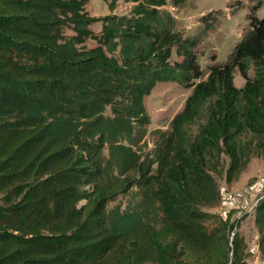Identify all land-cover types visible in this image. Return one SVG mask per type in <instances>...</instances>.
I'll return each mask as SVG.
<instances>
[{
	"label": "trees",
	"instance_id": "1",
	"mask_svg": "<svg viewBox=\"0 0 264 264\" xmlns=\"http://www.w3.org/2000/svg\"><path fill=\"white\" fill-rule=\"evenodd\" d=\"M123 1L97 35L90 0H0V264H249L240 222L210 210L216 178L264 156L263 1L205 70L165 9L188 0ZM159 82L191 89L167 131L149 130ZM253 211L264 259V195Z\"/></svg>",
	"mask_w": 264,
	"mask_h": 264
},
{
	"label": "rangeland",
	"instance_id": "2",
	"mask_svg": "<svg viewBox=\"0 0 264 264\" xmlns=\"http://www.w3.org/2000/svg\"><path fill=\"white\" fill-rule=\"evenodd\" d=\"M262 7L253 15L264 18V0ZM112 0H90L86 5L87 12L98 21L90 29L94 34H100L103 23L100 19L110 15H129L133 3L119 0L112 9ZM257 0H188L185 7L179 9L169 3L165 9L170 11L176 19L177 30L185 36L201 35L203 42L199 47V62L202 69H207L214 63L227 62L235 45L251 30L249 15ZM203 20V17H206ZM65 33L72 35L69 29ZM87 45H96L94 40H87ZM26 60V58H23ZM174 59H178L176 56ZM215 61V62H214ZM250 76H254L251 68ZM235 85L241 88L245 80L238 71L235 72ZM191 93V89L178 82H159L145 100L147 112L151 117L149 130L162 129L167 131L174 116L179 113ZM148 147L152 149L154 141L147 138ZM217 184L221 192V202L210 212L223 218L231 217L232 221H239L237 229L247 244L245 258L249 264H264L259 251L260 234L255 224L254 207L260 197L264 195V156L255 157L239 179L231 184L226 179L217 177ZM84 202H82L83 204ZM127 203H134L138 207L140 200L131 195L120 197L109 207L120 204L123 209ZM243 217V218H242Z\"/></svg>",
	"mask_w": 264,
	"mask_h": 264
}]
</instances>
